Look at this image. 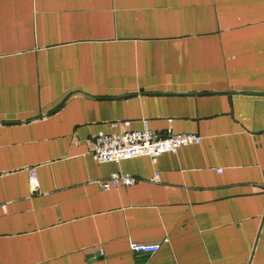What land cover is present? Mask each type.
I'll return each mask as SVG.
<instances>
[{
	"label": "crops",
	"instance_id": "crops-1",
	"mask_svg": "<svg viewBox=\"0 0 264 264\" xmlns=\"http://www.w3.org/2000/svg\"><path fill=\"white\" fill-rule=\"evenodd\" d=\"M0 264H264V0H0Z\"/></svg>",
	"mask_w": 264,
	"mask_h": 264
},
{
	"label": "built area",
	"instance_id": "built-area-1",
	"mask_svg": "<svg viewBox=\"0 0 264 264\" xmlns=\"http://www.w3.org/2000/svg\"><path fill=\"white\" fill-rule=\"evenodd\" d=\"M130 121L114 122L112 127L119 129L114 133L99 132L93 141L91 149L94 159L98 162H119L125 159L149 156L156 160L163 153L171 152L176 154L184 146L198 144L201 138L191 133H173L160 136L149 128L134 130L130 128ZM158 179V175L155 176ZM29 181L34 189L38 182L34 168L29 170ZM134 178L121 172L113 173L108 179L101 181L103 188H112L119 185H132ZM6 204L2 205L5 208ZM131 250L135 254H150L159 249V244H148L131 242Z\"/></svg>",
	"mask_w": 264,
	"mask_h": 264
}]
</instances>
